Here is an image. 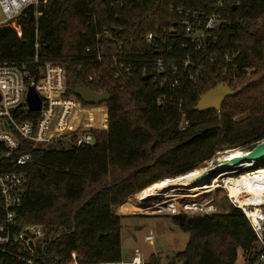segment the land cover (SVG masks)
Returning a JSON list of instances; mask_svg holds the SVG:
<instances>
[{
  "label": "trees",
  "instance_id": "1",
  "mask_svg": "<svg viewBox=\"0 0 264 264\" xmlns=\"http://www.w3.org/2000/svg\"><path fill=\"white\" fill-rule=\"evenodd\" d=\"M134 4L131 9L118 11V20L110 11L96 25H90L87 0H46L39 8L37 26L32 11L27 10L21 19V36L12 27H0V60L23 64L31 73L36 72L33 42L37 29L39 58L65 67L69 95L78 84L110 94L105 102L108 127L93 131L92 143L69 149L33 148L28 141L20 140L17 153L28 154L30 160L23 165L0 164L1 171H23L27 175L24 195L15 211L17 229L41 225L44 236L33 247L32 256L25 247L9 249L26 259L31 257L34 263L121 262V215L114 214L113 206L159 180L196 170L215 151L235 147L249 150L264 138V0H240L236 8L229 3L227 13L232 24L218 29L217 43L195 54L196 62L203 65L201 78L175 87L144 81L139 72L123 86L95 55L100 45L111 48L117 39L133 57L148 48L138 36L154 28V22L147 20L149 14L166 17L170 5L199 8L201 2L135 0ZM118 27L121 31L116 33ZM104 28L112 39L102 35L97 38ZM131 35L134 40H130ZM235 53L234 61L226 63L224 55ZM224 68L228 72L223 81L233 90H241L227 97L219 112L194 110L199 97L222 81ZM98 69L104 72L103 77L89 82L88 75ZM236 115L243 118L234 119ZM182 118L188 124L178 129ZM230 206L225 212L202 215L195 226L186 216H173V222L189 237L185 248L168 262L235 264L238 249L247 256L248 264L257 262L256 237L250 224L239 208ZM0 264L33 263L0 252Z\"/></svg>",
  "mask_w": 264,
  "mask_h": 264
},
{
  "label": "built area",
  "instance_id": "2",
  "mask_svg": "<svg viewBox=\"0 0 264 264\" xmlns=\"http://www.w3.org/2000/svg\"><path fill=\"white\" fill-rule=\"evenodd\" d=\"M46 0H0V27H12L18 36L22 34L21 19L26 17L27 10H31L35 17L37 26L38 16L41 14L39 8ZM199 8H187L179 5H170L166 17H157V14H149L147 20L154 22V28L145 33L139 34V40L145 42L148 48L139 50L131 57L130 52L123 49V41L115 39L111 48L100 45L96 53V61L106 63L112 71L114 80L119 81L123 86L129 85V81L139 72L142 76L149 75L153 84L157 82L160 87L169 85L175 87L183 81L195 83L201 78L203 67L196 62L195 54L205 47L217 43V31L223 26L232 24L228 17L227 6L233 3L236 8L240 0H200ZM88 3V24L96 25L107 12H113L114 20H118V11L131 9L135 0H87ZM205 4V5H203ZM119 28V27H118ZM120 29V28H119ZM121 31V29H120ZM119 31V32H120ZM112 39L107 28H104L100 38ZM135 36H130L134 40ZM40 35L35 29L33 42V62L38 66L37 71L31 73L22 65L14 62L0 60V164L23 165L30 160L28 154H18L20 140L28 141L33 148H49L62 142V137L70 136L72 146L90 144L94 140L93 131H104L108 127L107 106L105 103L99 105H86L78 97L69 95L65 83V67L52 61H41L39 58ZM89 51V47H86ZM187 50V52H186ZM185 51L184 55L180 53ZM235 54H225L226 63L234 61ZM231 83L236 79V67L233 64ZM227 70L222 69V81L219 84L231 85L223 81ZM160 74V77L157 76ZM104 75L101 69L94 70L88 75L89 82L99 81ZM32 85L40 97L41 104L38 111H31L26 103L28 86ZM85 108H102L104 110L105 126L100 128L87 127L82 120H74L78 111ZM30 114L29 117H26ZM95 118H98L96 113ZM183 119V118H182ZM57 147V146H56ZM240 148V147H239ZM215 151L207 164L199 165L197 168H210L224 158L228 151ZM244 151V150H241ZM247 150H245L246 152ZM245 162V161H244ZM242 163L239 171L234 173L233 178L237 179L243 174L254 175L253 172L260 166L256 162L250 169H245ZM229 168V167H227ZM230 169L206 177L204 189L200 194L223 190L224 197L230 205L239 208L247 219L256 237V248L258 250V261H264V185H259L257 192L249 195L248 202H240L230 192L231 184H227ZM205 178V177H204ZM27 184V175L23 171H1L0 170V197L4 221L0 222V252L9 253L21 258L28 263H34L32 258H24L18 252L10 251V247H25L32 256L33 247L37 241L44 236L43 226L37 224L23 225L17 229L15 211L20 206ZM239 195L246 194L245 187H238ZM170 199V198H169ZM177 200V201H176ZM169 206V200L156 207V212H168L172 215H183L187 218L196 215H206L217 211L213 200L204 203L183 201L178 197ZM192 215L188 216L187 213ZM26 237V238H25ZM148 242L153 240L151 233L145 235ZM28 240H31L32 246ZM112 264V263H111ZM128 264H145L138 249Z\"/></svg>",
  "mask_w": 264,
  "mask_h": 264
},
{
  "label": "rangeland",
  "instance_id": "3",
  "mask_svg": "<svg viewBox=\"0 0 264 264\" xmlns=\"http://www.w3.org/2000/svg\"><path fill=\"white\" fill-rule=\"evenodd\" d=\"M93 113H96L98 115V118H95L93 120L92 117L93 118L95 117V115H91ZM103 117H104V110L102 108H85L83 110L78 111L74 120L76 121L78 120V123H80V121L82 120L83 125L90 127L94 123L105 125V120H103ZM239 118L240 119L243 118V115L234 116V119H239ZM92 127H96V126H92ZM62 138L63 139L61 144L60 142H57L56 146L58 148L61 147L64 149H69L72 146V141L70 136L67 135ZM236 149L244 150V151L246 150L239 147H236ZM260 166L264 167V161L260 163ZM203 168L204 167L197 168L196 170L193 169L194 171L191 170L192 172L189 171L186 174L189 173L197 174ZM167 178H173V177H167ZM203 188H205L204 182L198 185L193 184L189 187L182 186L181 184L179 187L174 189V192L176 196L183 197V201H191L192 199H195L197 202L204 203L205 201L213 200V203L217 208L216 212H225L230 209L231 206L224 197L223 190H217L215 192L205 193L203 195L198 196L197 198H192L200 194ZM137 193L129 196L127 199L136 201ZM127 199H125L123 202H125ZM162 200L163 199H159L158 201L160 202ZM120 204H117L112 208L114 214L121 215V224H122L121 262L117 264H128V262L131 261L134 255L135 249L139 250V252L142 255L143 262L145 264H152L153 261H155L157 264H166V262L172 260L173 255H175L177 252L182 251L185 248L189 234L182 231L180 227L173 222L172 214H169L168 212L165 211L160 213L156 212L154 210L156 207L154 206V204L152 203L150 204V202L148 203V205H142L143 209H149L146 213L145 212L120 213L118 210ZM187 215L190 216L192 215V213L188 212ZM149 233L153 235V240L151 242H148L144 239L145 235ZM174 264H182V263L176 259L174 261ZM235 264H248L247 256L244 255L241 249H238V254ZM253 264H264V261H258Z\"/></svg>",
  "mask_w": 264,
  "mask_h": 264
},
{
  "label": "bare ground",
  "instance_id": "4",
  "mask_svg": "<svg viewBox=\"0 0 264 264\" xmlns=\"http://www.w3.org/2000/svg\"><path fill=\"white\" fill-rule=\"evenodd\" d=\"M245 153V151L241 150H232L228 151L224 158L221 159L217 164H213L210 168H203L200 170L197 174H185L173 178H165L162 180H159L139 193L136 194V201H132L131 199H127L125 202L121 203L118 207V210L120 213H135V212H147L149 209H143L142 205H148L154 204L155 207L158 205L166 203L169 200V203H171L169 206H171L174 202V200L178 197L176 196L174 189L179 187L181 184L182 186L189 187L193 184H201L206 180L205 178H200L203 175H208L207 177L211 176L213 172L220 173L221 171H224L226 169H230L229 177L227 179V184L229 185L230 192L232 195H235L238 200L242 202H248L249 201V195L252 193H258L257 190L259 185H264V168H258L257 171L253 172L254 175L251 174H243L241 177H238L237 179L233 178V174L237 173L239 170L240 165L236 166L231 162V158L241 156ZM228 161V162H225ZM255 165V162L253 160H247L242 163V166L245 169H250ZM229 167V168H227ZM245 187L246 194L244 196L239 195V189L238 187ZM206 189L203 188V190ZM202 190V191H203ZM180 196V195H179ZM171 197V199H169ZM159 199H163L162 201H158Z\"/></svg>",
  "mask_w": 264,
  "mask_h": 264
},
{
  "label": "water",
  "instance_id": "5",
  "mask_svg": "<svg viewBox=\"0 0 264 264\" xmlns=\"http://www.w3.org/2000/svg\"><path fill=\"white\" fill-rule=\"evenodd\" d=\"M114 31L119 33L120 29L115 28ZM148 78L149 75L142 77L144 81L148 80ZM240 90L241 89L233 90L228 85L217 84L199 97L193 109L198 112H204L207 110H215L216 112H219L223 101L227 97L236 95ZM70 91L86 105H99L107 102L110 98V94L106 90L95 91L84 84L75 85L70 89ZM26 103L31 111H38L40 109L41 100L32 85L28 86L26 93ZM230 160L235 165L247 160H253L255 163H261L264 161V138L255 143L253 147L247 150L243 155L233 157ZM216 173V171L213 172L211 176L215 175ZM207 176V174L203 175L200 180ZM173 216L177 218L181 217L180 214ZM201 218L202 216L196 215L187 218V221L195 226ZM28 243L30 246H32L31 240H28Z\"/></svg>",
  "mask_w": 264,
  "mask_h": 264
},
{
  "label": "flooded vegetation",
  "instance_id": "6",
  "mask_svg": "<svg viewBox=\"0 0 264 264\" xmlns=\"http://www.w3.org/2000/svg\"><path fill=\"white\" fill-rule=\"evenodd\" d=\"M188 124V121L184 120V119H181L180 122L178 123V129H184ZM212 157V156H211ZM210 157V158H211ZM205 159L203 160L199 165H204V164H207V161L210 159Z\"/></svg>",
  "mask_w": 264,
  "mask_h": 264
},
{
  "label": "crops",
  "instance_id": "7",
  "mask_svg": "<svg viewBox=\"0 0 264 264\" xmlns=\"http://www.w3.org/2000/svg\"><path fill=\"white\" fill-rule=\"evenodd\" d=\"M258 262V261H257ZM260 263V262H259ZM166 264H169V262H166Z\"/></svg>",
  "mask_w": 264,
  "mask_h": 264
}]
</instances>
